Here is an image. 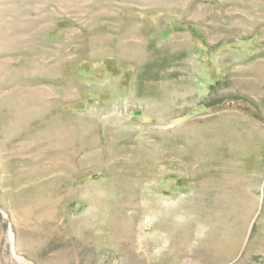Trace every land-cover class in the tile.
<instances>
[{
    "label": "rangeland",
    "instance_id": "obj_1",
    "mask_svg": "<svg viewBox=\"0 0 264 264\" xmlns=\"http://www.w3.org/2000/svg\"><path fill=\"white\" fill-rule=\"evenodd\" d=\"M0 264H264V0H0Z\"/></svg>",
    "mask_w": 264,
    "mask_h": 264
}]
</instances>
